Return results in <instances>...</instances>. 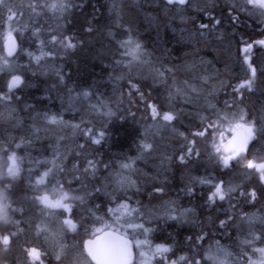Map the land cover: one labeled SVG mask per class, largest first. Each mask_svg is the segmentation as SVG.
Instances as JSON below:
<instances>
[{
    "label": "trees",
    "instance_id": "trees-1",
    "mask_svg": "<svg viewBox=\"0 0 264 264\" xmlns=\"http://www.w3.org/2000/svg\"><path fill=\"white\" fill-rule=\"evenodd\" d=\"M7 33L18 42L13 57L2 51ZM129 38L141 45L139 60L124 55ZM263 38L264 8L248 0H3L0 159L15 154L19 172L2 182L9 219L0 237L9 244L0 242V264H91L82 242L103 228L169 249L147 264H210L206 253L216 246L239 255L264 248L260 173L239 158L225 167L211 147L223 124L251 121L255 138L242 155L264 162V50L255 44ZM249 42L257 86L237 93L247 81L239 48ZM14 75L22 83L8 91ZM151 105L176 118L154 119ZM189 148L198 155L182 163ZM221 181L235 191L212 203ZM41 190L66 192L70 210L41 204ZM122 205L131 211L125 230L114 223ZM66 218L74 231L65 230Z\"/></svg>",
    "mask_w": 264,
    "mask_h": 264
},
{
    "label": "snow or ice",
    "instance_id": "snow-or-ice-1",
    "mask_svg": "<svg viewBox=\"0 0 264 264\" xmlns=\"http://www.w3.org/2000/svg\"><path fill=\"white\" fill-rule=\"evenodd\" d=\"M169 4H172L174 2H178L180 4H184L185 0H167ZM3 3V0H0V4ZM249 4H252L254 6H258L260 8H264V0H248ZM64 4H56L53 3L50 5V8L52 10H64ZM14 19V14H10L8 16V20ZM90 30V29H89ZM39 31V30H37ZM9 40L11 41V34H9ZM53 42L56 41V37H52ZM258 44L261 46H264V40L258 41ZM68 48H74L76 45L73 44L71 41H68L67 44L65 45ZM121 47L125 48L124 55L131 56L132 60H139L140 59V54H142V49L141 45L138 42H134L131 38H129L126 41H123L121 43ZM15 48V43L14 41L11 43V46L7 50V56H12L13 51ZM243 51L245 53L244 56V62L248 64V69L251 73L252 79H248L244 83H241L238 88L234 89L237 93H239L240 89H251L253 80L256 76V68L252 66L250 63V56L249 53L251 52V45L247 44L244 48ZM42 57L41 56H36L35 59L37 62L40 61ZM4 64H7L8 61L5 59L3 61ZM61 79H63L61 77ZM22 83L20 76L14 75L11 79V81L8 84V89L11 91L12 89L18 87ZM85 95H87L85 93ZM0 99H3V97H0ZM152 108V113H153V118L155 119L157 116H159L163 121L171 123L176 117L171 113V112H163L161 113L160 111L157 110L155 105L150 106ZM221 119H226V117H222ZM244 120V115H240V121ZM50 123H56V118L52 117L49 121ZM243 130L242 132L240 130ZM230 131H233L236 133L232 137V139L228 142L227 145H222V146H216V152L220 153L223 151L225 153L224 155H221V160L223 161V164L225 167L229 165V161L233 159H238L240 162L248 169H254L255 171L260 173V178L262 181H264V162L261 163H256L253 160H247L244 159L243 153L245 152L247 145L250 140L255 138L256 134V128L254 122H248L245 124L240 123L237 121L234 124H231L230 122ZM204 133H198L197 135H203ZM103 135V134H101ZM221 137L223 138V133H221ZM237 137H239L238 142H237ZM94 143H100L99 140H95ZM145 150L151 148L150 144H145L144 145ZM192 155H198V153H195L192 148L188 149V152L186 155L180 156V161L183 163L185 160ZM11 161L10 166H8V174L10 176L15 177L18 172H19V167L17 164V158L15 154L9 156L8 158ZM89 166L93 167L92 161H89ZM122 167L124 168H129L131 167L130 164H125ZM87 171V169H85ZM48 175V172L44 173V177ZM202 183H206V181H201ZM38 184L44 183L43 177L37 181ZM99 191V189H97ZM157 191H161V189H157ZM232 191H235V189L229 188L227 191H225L220 184H217L215 186V191L212 192V194L208 197L209 201L214 203L216 199H219L223 201L226 197V195H229ZM189 192H191V189H189ZM243 194V193H242ZM251 197L255 198V192H251L249 194ZM41 202L48 208L51 209H59L63 208L65 211L70 210V205L65 204L64 201L69 199V196L66 192L61 191V194L59 198L52 200L49 198L47 194L39 198ZM75 199H83L82 197H75ZM7 197L4 195L2 191H0V221L4 223H8V214H7V207L8 205L6 204ZM122 208H126L125 205L121 206ZM130 215V213H129ZM223 221L221 222V226L223 227ZM64 224L68 225V227L71 230L76 229V225L71 222V220H65ZM128 227L132 229H137V228H143L144 226L142 224H135V223H128ZM102 231L101 229H97L96 232ZM145 231H148L145 229ZM95 235V233H93ZM107 236L109 237L108 240H105L104 242L102 241V237H96V240H88L85 242L84 247L87 250L88 256L91 257V260L95 262V264H130V259H131V242L123 236L120 235H113L112 233H107ZM0 242H2L5 246L9 244V238L8 236H3L0 237ZM137 246H139L141 243H147V241H137ZM169 249L163 248V247H157L156 251L159 252H167ZM258 251L261 253L262 256H264V249H258ZM29 255L34 258V260H39L40 259V253L36 249H30L29 250ZM143 255V253H141ZM211 258V257H210ZM57 259H60V256H57ZM181 259H184L181 257Z\"/></svg>",
    "mask_w": 264,
    "mask_h": 264
},
{
    "label": "rangeland",
    "instance_id": "rangeland-1",
    "mask_svg": "<svg viewBox=\"0 0 264 264\" xmlns=\"http://www.w3.org/2000/svg\"><path fill=\"white\" fill-rule=\"evenodd\" d=\"M180 8V7H178ZM260 47H264L261 46ZM264 49V48H263ZM173 114V113H172ZM231 124H234L236 122L234 121H230ZM230 122L223 124L220 129L218 131H216L214 133L213 139H212V151L214 153V155L216 156V158L218 159L219 163L223 164V161L221 160V155H224L225 153L220 152L217 153L216 152V148L214 147V145L216 146H222V145H227L228 142L232 139V137L234 135H236V133H234L233 131H230ZM224 123V122H221ZM242 124H245L243 122H240ZM241 132L243 131L242 129L240 130ZM221 133H223V138L221 137ZM239 137H237V142H238ZM12 154H8L7 157L5 159H7L6 161H3L0 159V191H2L4 193V195L7 197V189L8 187L6 186L5 183H2L6 178H12L13 176H10L8 174V166H10L11 161L8 159L9 156H11ZM40 180V179H39ZM217 184H220L221 187L226 191V185L224 182L221 181V183H215L212 187V191L210 192V194L208 195V197L212 194V192L215 191V186ZM229 188V185L227 186V189ZM42 193L44 192V194H47L52 200H55L57 198H59L60 194L56 195L55 197H53L51 194L47 193L44 190H41ZM7 201V200H6ZM7 204V203H6ZM131 211L129 210L128 207L126 208H120L119 211L114 212V223L117 225L119 224H123L124 225V230L126 229L125 226V221H126V216L130 213ZM257 219L259 218H254L251 217L248 220H251L250 223L257 221ZM2 222V221H0ZM65 230H69L70 228L68 227V225H63ZM116 231L130 237L127 232L121 231L119 229H117ZM132 242H133V246H134V250H135V254H136V264H147V262H150L152 260L153 256H158L161 254V252H157L156 249L157 247H163L161 245H151L150 243H141L139 246H137V241H143L140 239H137V241H135L133 238ZM258 249H264V248H253L250 247L248 250L246 248H241L242 253L243 254H236L235 251H229L227 249L221 248L216 246L215 249L213 250H209L206 253V257H208L210 259V264H264V256L261 255V253L258 251ZM254 251V254H251V251ZM141 253H143V255H141ZM153 255V256H152ZM246 256V258H244ZM211 257V258H210ZM33 258V257H32ZM82 261V260H81ZM83 264H85L84 261H82Z\"/></svg>",
    "mask_w": 264,
    "mask_h": 264
},
{
    "label": "water",
    "instance_id": "water-1",
    "mask_svg": "<svg viewBox=\"0 0 264 264\" xmlns=\"http://www.w3.org/2000/svg\"><path fill=\"white\" fill-rule=\"evenodd\" d=\"M187 1H188V0H185V3H186ZM164 2H165L166 4H169V3L167 2V0H164ZM185 3H184V4H185ZM172 4L184 5V4H180V3H178V2H174V3H172ZM172 4H169V5H172ZM9 34H11V41L9 40ZM9 34L5 35V37H4L3 41H2V51H3L4 55L7 56V50H8V48L11 46V43L14 41V43H15V48H14V51H13V55L10 56V57H13V56L17 53V50H18V42H17L16 37H15L12 33H9ZM7 57H9V56H7ZM249 76H251V73H250V72H249ZM12 77H13V76H11V77L8 79V81H7L6 88H7L8 91H9V89H8V84H9V82L11 81ZM16 88H17V87H16ZM14 89H15V88H14ZM14 89H12L11 91H13ZM44 195H45V194H41L40 197H42V196H44ZM40 203L43 204V203L41 202V200H40ZM107 233H112L113 235H120V236L126 237V238L131 242V259H130V264H134V262H135V250H134V246H133V242H132L131 238H129L128 236H125V235H123V234L117 232L116 230L110 229V228L102 229V231L97 232V233H95V235H92L91 237L86 238L85 240H83V242H82V250H83L84 255H85V256L87 257V259L89 260V262H90L91 264H95V262L91 260V257L88 256L87 250H86V248L84 247L85 242L88 241V240H96V237H98V236H99V237H102V241H101V242H104L105 240H108V239H109V237L107 236Z\"/></svg>",
    "mask_w": 264,
    "mask_h": 264
},
{
    "label": "flooded vegetation",
    "instance_id": "flooded-vegetation-1",
    "mask_svg": "<svg viewBox=\"0 0 264 264\" xmlns=\"http://www.w3.org/2000/svg\"><path fill=\"white\" fill-rule=\"evenodd\" d=\"M262 40H264V38L263 39H261V40H259V41H262ZM258 42V41H257ZM257 42H255V44L256 45H260V44H258ZM248 44H250L251 45V52L249 53V56H250V63L252 64V66H254L255 68H256V70H258V68H257V64H256V62L254 63V61H253V59L255 58V56H256V52H254V51H252V43L251 42H249ZM247 44H240V48H239V52H240V59H241V62L243 63V65H244V69H245V71L248 73V71H249V69H248V64H246L245 62H244V56H245V53H244V51H243V48L246 46ZM264 47H261L260 49H262V50H264L263 49ZM252 79V78H251ZM248 80V79H247ZM253 86H257V71H256V76H255V78H254V80H253V84H252Z\"/></svg>",
    "mask_w": 264,
    "mask_h": 264
}]
</instances>
